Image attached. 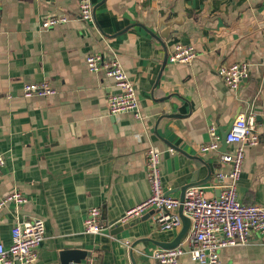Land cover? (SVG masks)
I'll list each match as a JSON object with an SVG mask.
<instances>
[{
	"label": "crops",
	"instance_id": "obj_1",
	"mask_svg": "<svg viewBox=\"0 0 264 264\" xmlns=\"http://www.w3.org/2000/svg\"><path fill=\"white\" fill-rule=\"evenodd\" d=\"M93 1L95 20L87 22L79 0H0V198L15 190L26 197L0 209V242L12 243L17 219L38 217L46 236L34 264H61L65 252L73 253L68 264H159L154 249L180 229L159 228L154 208L118 228L151 194L146 149L161 151L170 195L180 197L196 171L199 180L212 173L202 184L206 196L219 194L218 172L229 164L200 146L211 140V125L222 135L241 112L264 111V0ZM57 13L68 22L43 28L41 20ZM175 42L193 44L198 56L171 63ZM94 52L119 56L143 118L110 114L107 97L119 89L104 71L88 69ZM236 61L250 64L237 90L217 73ZM41 81L56 92L24 94L26 83ZM237 193L264 205V133L246 148ZM91 207L101 209L102 233L84 231ZM220 257L221 264H264V239L253 233ZM180 264L204 263L184 254Z\"/></svg>",
	"mask_w": 264,
	"mask_h": 264
},
{
	"label": "built area",
	"instance_id": "obj_2",
	"mask_svg": "<svg viewBox=\"0 0 264 264\" xmlns=\"http://www.w3.org/2000/svg\"><path fill=\"white\" fill-rule=\"evenodd\" d=\"M79 17L87 22L95 20L93 0H79ZM69 17L57 13L41 20L43 28L67 23ZM264 35V27H263ZM198 51L191 43L175 42L168 55L171 63H190ZM88 69L92 72L104 71L112 77L118 91L107 97L109 112L117 115L124 111H133L143 118L140 112L137 90L134 82L127 74L119 56L113 53L107 56L102 52L90 53L86 57ZM264 67V62L262 63ZM218 75L228 86L237 90L242 82L250 76L248 61H236L222 64L217 69ZM56 90L47 81L30 82L24 85V94L51 95ZM259 116L261 119H259ZM264 133V111L258 113L255 109L241 112L234 121L226 141L232 148L221 150L222 135L215 124L210 126L211 140L203 143L202 151H219L221 160L229 164L227 170L218 172L220 192L208 197L204 185H192L187 188L184 200V213L191 220V227L186 238L174 248L154 249L152 256L159 264H180L184 254L191 259L204 264H221L222 248L242 245L250 242L253 233H259L264 239V205L246 203L238 198L237 185L246 156V148L257 145ZM162 153L153 144L146 149V172L151 187L150 196L129 209L119 220L125 223L141 217L142 214L154 208L158 214L154 217L156 224L162 230L181 229L183 225L179 214L181 200L168 195L161 178ZM6 164V159L0 151V169ZM0 173V181H1ZM26 197L20 190H15L0 198V209L8 204L20 205ZM102 220L101 209L91 207L84 219V231L98 234L106 230ZM46 236V224L42 218L32 217L17 219L12 228V243L6 247L0 242V264H34L39 257V248Z\"/></svg>",
	"mask_w": 264,
	"mask_h": 264
},
{
	"label": "water",
	"instance_id": "obj_3",
	"mask_svg": "<svg viewBox=\"0 0 264 264\" xmlns=\"http://www.w3.org/2000/svg\"><path fill=\"white\" fill-rule=\"evenodd\" d=\"M96 8V7H95ZM150 33H152V31H150ZM153 35H156L155 33H152ZM157 36V35H156ZM159 38V36H157ZM234 123V122H233ZM232 123V125H233ZM231 125V127H232ZM231 127L228 128L226 131L223 132L222 136H223V139H222V150L223 151H226L227 149V141H226V136L227 134L230 132L231 130ZM212 173L209 172V174L207 175L206 178L204 179H197V171L195 172L194 176L192 177L190 183L184 185V187H182L181 189V196L179 197L180 200H181V204H180V207H179V214L182 218V221H183V225H182V228L180 229L179 233L177 234V236L172 240V241H167V242H162L160 243V245L163 247V248H174L176 246H178L187 236L189 230H190V227H191V220L190 218L184 213V200H185V193H186V190L188 187L192 186V185H202V184H205L207 182H209L210 180H212ZM167 194L170 195L171 194V191H167ZM141 219H144L142 217H138V218H135L133 220H131L130 222L124 224V225H120L118 226V228L122 229L123 227H126L127 225H130V224H133L137 221H140ZM70 254H73L71 252H65L63 254V257H62V262L61 264H68V260H69V255ZM85 253H82L81 257H79L80 259L82 258V256L84 255ZM79 259V260H80Z\"/></svg>",
	"mask_w": 264,
	"mask_h": 264
}]
</instances>
